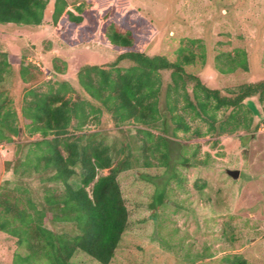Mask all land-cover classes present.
Wrapping results in <instances>:
<instances>
[{"label":"trees","instance_id":"trees-1","mask_svg":"<svg viewBox=\"0 0 264 264\" xmlns=\"http://www.w3.org/2000/svg\"><path fill=\"white\" fill-rule=\"evenodd\" d=\"M50 1L0 0V24L37 28L44 23ZM126 1L85 0L73 5L52 1L48 23L60 30L64 46L97 38L115 52L109 63H78L76 86L62 78L44 81L35 66L24 64V54L14 67L9 53L0 50V144L19 135H36L24 143L22 155L3 163L0 159V169L4 164L15 181L13 187L8 186L9 180L0 186V232L22 250H15L3 264H68L78 251L99 264L113 261L129 224L118 175L130 168V161L126 156L114 164L111 146L98 139L100 131L82 132L89 124L99 125L105 117L115 127L140 126L134 134L142 154L138 163L152 167L167 165L168 127L174 136L178 131L194 137L249 132L257 127L253 111L245 104L251 98L264 115V79L211 87L185 69L197 56L204 64L203 51L196 54L189 45L181 46L173 61L162 54H147L145 47L157 30ZM124 61L129 64L121 65ZM213 67L220 74L246 71V51H218ZM54 71L64 74L58 66ZM164 72H168L166 79ZM17 77L24 83L19 92ZM40 80L43 88L37 85ZM192 121L200 125L193 128ZM101 170L108 173L98 175ZM32 177L42 183L37 200L25 180ZM48 223L73 228L57 232ZM222 264L249 263L232 255L225 256Z\"/></svg>","mask_w":264,"mask_h":264},{"label":"rangeland","instance_id":"rangeland-1","mask_svg":"<svg viewBox=\"0 0 264 264\" xmlns=\"http://www.w3.org/2000/svg\"><path fill=\"white\" fill-rule=\"evenodd\" d=\"M52 1L43 25L33 28L0 24V50L9 53L17 66L22 54L25 65L43 74V80L66 79L74 86L78 63H109L115 52L97 38L76 46H64L60 30L48 23ZM69 5L85 0H66ZM156 28L155 39L146 45L149 55L162 54L173 61L176 50L189 45L196 54H205L204 64L196 61L187 72L216 88H226L264 79V0H127ZM190 39L199 42L189 44ZM201 43L202 48L198 47ZM246 51L248 70L220 74L213 67L218 51ZM127 61L121 65H128ZM54 66L64 74H54ZM165 79L168 72H164ZM17 91L24 83L16 78ZM44 87L40 80L37 84ZM245 104L254 114L257 127L249 132L194 137L168 127V162L143 167L133 124L119 127L107 123L89 124L82 132H98V139L111 146L114 164L127 156L130 168L118 175L122 196L129 211V224L109 264H222L225 256L239 255L249 264H264V115L255 98ZM192 127L200 125L192 121ZM204 130V126H201ZM158 134L157 131H153ZM78 134L79 132H75ZM36 138L19 135L0 144L3 162L22 155L24 143ZM124 149V150H122ZM139 160V163H138ZM157 162V159H153ZM228 169L238 170L236 178ZM99 171L98 175L107 174ZM15 181L11 171L0 169V186ZM33 199L42 192L37 177L26 178ZM162 194L158 201V194ZM47 226L70 232L64 223ZM15 250L22 251L0 232V264L7 263ZM68 264H99L82 252H75Z\"/></svg>","mask_w":264,"mask_h":264},{"label":"water","instance_id":"water-1","mask_svg":"<svg viewBox=\"0 0 264 264\" xmlns=\"http://www.w3.org/2000/svg\"><path fill=\"white\" fill-rule=\"evenodd\" d=\"M263 123H264V120H263ZM226 172H227V174L230 175L232 178H236L237 175H238V170H235V169H228Z\"/></svg>","mask_w":264,"mask_h":264}]
</instances>
